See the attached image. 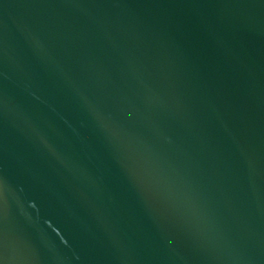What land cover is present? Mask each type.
Here are the masks:
<instances>
[{
  "label": "water",
  "instance_id": "95a60500",
  "mask_svg": "<svg viewBox=\"0 0 264 264\" xmlns=\"http://www.w3.org/2000/svg\"><path fill=\"white\" fill-rule=\"evenodd\" d=\"M0 264H264V0H0Z\"/></svg>",
  "mask_w": 264,
  "mask_h": 264
}]
</instances>
